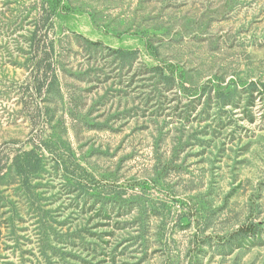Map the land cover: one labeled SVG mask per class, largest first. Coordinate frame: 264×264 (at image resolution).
Masks as SVG:
<instances>
[{
	"label": "rangeland",
	"instance_id": "374dc122",
	"mask_svg": "<svg viewBox=\"0 0 264 264\" xmlns=\"http://www.w3.org/2000/svg\"><path fill=\"white\" fill-rule=\"evenodd\" d=\"M0 264H264V0H0Z\"/></svg>",
	"mask_w": 264,
	"mask_h": 264
},
{
	"label": "trees",
	"instance_id": "16d2710c",
	"mask_svg": "<svg viewBox=\"0 0 264 264\" xmlns=\"http://www.w3.org/2000/svg\"><path fill=\"white\" fill-rule=\"evenodd\" d=\"M47 33H43L40 37H39V43H37V49L39 47V51H40V55H39V68L41 69L42 68V76L44 78L45 77V74L44 72H46V68L45 67H49L51 62H53L54 58L52 56V53H53V49H52V45L50 43H48L47 41ZM91 44L93 45H100L101 42L100 41H93V42H90ZM115 52L117 53H123L120 49L116 50ZM134 52V51H133ZM132 52H130L131 54ZM44 71V72H43ZM43 80V83L46 81V79H42ZM25 154V159H24V165L26 164L27 165V168L29 169V172L31 170L34 169L33 165H30L27 163L29 162V160L31 159L32 156H34L35 158H37V153L34 151V150H30V151H25L24 152ZM34 164L36 165V163L34 162ZM25 165V166H26Z\"/></svg>",
	"mask_w": 264,
	"mask_h": 264
}]
</instances>
